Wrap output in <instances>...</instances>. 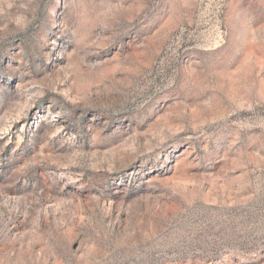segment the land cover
Instances as JSON below:
<instances>
[{
	"label": "rangeland",
	"instance_id": "1",
	"mask_svg": "<svg viewBox=\"0 0 264 264\" xmlns=\"http://www.w3.org/2000/svg\"><path fill=\"white\" fill-rule=\"evenodd\" d=\"M0 264H264V0H0Z\"/></svg>",
	"mask_w": 264,
	"mask_h": 264
}]
</instances>
